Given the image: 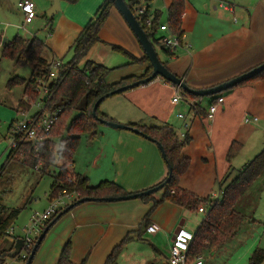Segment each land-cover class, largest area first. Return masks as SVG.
<instances>
[{"label": "crops", "instance_id": "0c3cea01", "mask_svg": "<svg viewBox=\"0 0 264 264\" xmlns=\"http://www.w3.org/2000/svg\"><path fill=\"white\" fill-rule=\"evenodd\" d=\"M22 1L24 0H0V36L6 39V42L16 37L40 40L37 36V25L42 23L40 28L43 27L46 33L43 41L40 40L45 45L44 54L49 50L52 54L51 62L61 59L63 64H67L63 59L68 50L73 52L72 46L76 39L105 2L79 0L73 3L72 0H64L60 3L61 11L52 18L53 22L49 25L50 18L47 12L53 7L54 1L28 0L34 3L37 16L27 27L29 33L25 35L19 30L25 19L19 8ZM221 3L227 4L231 9H222ZM171 4L172 0H141L138 9L148 10L151 19L155 13H160L161 25L168 26ZM42 19L45 23L37 24L38 20ZM182 30L184 39L181 47L175 51L176 57L169 60L162 55L160 59L167 64L172 74L192 90L214 88L264 64V0H186ZM159 35L161 37L164 34ZM100 39L103 44H97L81 65L87 61L101 65L111 61L112 56L116 55L111 46L121 47L139 60L145 57L140 43L115 7L112 8L100 32ZM122 57L128 61L122 67L131 65L127 57ZM139 66H142L141 74L128 77L141 76L146 72L148 68L146 65ZM178 89L163 79H157L150 84L106 99L103 102L106 105H101L100 110L117 124L141 127L168 126L179 138L182 134H187L189 144L184 149L183 156L189 158L191 163L181 179L180 186L199 198L211 196L217 200V196L220 195L217 187L219 188L220 182L230 169L236 173L235 166L239 164L238 159L244 148L251 145L248 153L252 154L264 148V138L259 139L256 136L257 129L250 127L264 121V80L235 87L222 95L220 98L224 99V103L219 106L213 120L206 119L211 99L208 97L203 99L201 106L203 113L199 114L189 110L185 103H173ZM180 91L183 93L182 89ZM180 114L189 122L188 130L184 127V120L179 118ZM255 117L259 119L258 123H244L246 118ZM102 126L106 128L100 131L99 127L100 136L90 141L102 143L101 139L110 138L111 141L108 142L116 144L113 153L121 155L123 160L127 159L129 165H132L139 154L137 150L136 155L132 154L134 146L159 147L155 142L130 130ZM233 143L241 144L242 149L229 162L227 154ZM9 152L10 148L6 158ZM103 156L104 152L101 151L98 160L94 161L89 170L79 169L74 161L73 170L76 174L86 177L90 185L97 186L104 178H109L106 176L109 173L107 169L95 171L98 164L103 158H108L109 154ZM118 162L117 157L114 162L113 183L119 185L129 195L146 192L165 181L163 169L162 173L147 182L138 181L140 176L122 179L116 168ZM110 180L108 181L112 182ZM153 200L143 201L139 198L116 202L93 201L75 206L49 228L32 264H58L68 243H71L72 264H82L84 260L87 264H105L113 250L129 234L131 239L120 253L118 264H169L170 248L178 229L183 228L195 234L206 215L170 202H164L153 209L155 201ZM0 208L12 210L1 203ZM149 212L151 214L146 222ZM198 215H202L203 218L198 220ZM251 223L253 222L246 221L235 238L203 252L200 257L204 258V264H215L217 261H219L217 264H242L245 259L246 261L250 259L252 248L249 246V237L242 235H247L254 228ZM152 225L160 228L156 235H151L147 231ZM9 239L15 244L16 239L22 238L14 235Z\"/></svg>", "mask_w": 264, "mask_h": 264}, {"label": "trees", "instance_id": "16d2710c", "mask_svg": "<svg viewBox=\"0 0 264 264\" xmlns=\"http://www.w3.org/2000/svg\"><path fill=\"white\" fill-rule=\"evenodd\" d=\"M77 1L79 0H72L71 2L75 3ZM126 2L148 39L153 44L159 59V50L167 59L170 60L175 58V51L167 49L161 42L163 37L159 35V33H162L160 31L162 26L160 21L161 14L155 13L151 25H149L148 20L151 18V15L148 10L144 15H138V7L141 4V0H128ZM185 5L186 0H172L167 23L171 33L180 39L181 44L184 34L182 30V18L185 13ZM112 8H114L113 3L110 0H105L94 18L86 25L73 44V59L64 65L63 69L60 70L59 78L54 80L50 85L51 98L48 102V108L51 111L60 109L61 113L59 114L58 121L51 132L49 140L40 148L39 158L34 156L35 153H32V149L29 145H19L17 149H11L4 165L0 169V181L7 166L12 162L22 163L26 167L33 169H36L41 163L38 172L40 175L44 176L61 161L63 163L58 166L59 172L55 176L53 185L51 186L49 196L50 202L63 190L68 192L77 191L81 194L80 200L90 199L92 202H103L104 199L119 198L129 195L119 185L109 181H103L97 186H92L86 177L76 174L73 169H69V166L72 168L74 166L76 153L80 146L82 136H89L90 140H95L100 136L98 130L99 126L103 125L101 121L115 122L104 115L100 110L102 103L108 99L107 96L120 88L129 87L146 79L153 73L151 63L146 56L142 60L136 59L126 50L118 46H111V48L115 53L127 57L131 65H146L148 67L143 75L127 77L117 83L108 84L106 80L113 72V69L93 61H87L81 65V62L86 59L90 51L97 44H103L100 39V32L107 22ZM48 21H50V25L53 19H48ZM3 40L4 39L0 36V49L4 58L15 61L19 66L27 64L33 66V73L29 80L14 79L9 84L10 87L17 85L24 87V99L20 101L17 109L18 114L24 115L30 111L32 103L36 101L39 96V81L45 80L49 76L50 63L43 57L45 45L36 38L28 40L24 37H16L12 41L6 43H3ZM160 61L162 62L161 59ZM162 64L167 67L165 62H162ZM263 80L264 72L238 86L250 85ZM121 94L113 95V97ZM182 94L185 98L192 100L200 99L184 91ZM222 95H224V93L208 98L214 102ZM101 98H105V100L97 109L96 116L98 120H96L93 116V109ZM195 112L199 114L203 113L201 107H198ZM16 123L17 122H13L10 125V133H12ZM129 127L139 130V132L143 134V137L160 145L164 149L166 155L164 161L169 169L168 178H170V180L162 189L164 190L162 199L159 201L153 200V209L164 202H170L190 211H198L201 206L206 207L208 210V214L195 233V240L191 245L189 258L194 260L200 257L203 252L210 251L220 243L235 238L244 223L249 220L246 215L237 211V207L256 183L264 176V149L237 173L230 169L219 184V194L221 195L219 200H214L211 196L199 198L195 194L182 189L180 186L181 179L187 173L191 163L189 158L183 156V151L189 144V139L187 138L185 141H182L176 132L168 126L141 127L131 125ZM241 149V144L233 143L228 151L227 161L231 162ZM166 181L167 180L164 182ZM260 190H262V192L264 191V180ZM150 199L153 198L151 196L141 198L143 201H148ZM29 200L30 199L27 200V203L22 208H16L10 211L1 208L0 241L8 237V232L15 225L20 214L29 203ZM74 204H77V202ZM66 209L59 211L53 216L48 221L46 228H50ZM150 214L151 212H149L146 222ZM135 233L138 234L139 231ZM130 239L131 234L126 236L122 243L113 250L105 264H118V257ZM17 240L18 239H16V241ZM14 246L15 244H13L9 250L1 252L0 264H6L8 261L12 260L9 258V253L13 251ZM33 250L34 247L28 252V259L25 261V264H27ZM70 256L71 243H68L62 252L58 264H72ZM263 263L264 250L257 248L253 251L249 259V264ZM82 264H87V261L84 260Z\"/></svg>", "mask_w": 264, "mask_h": 264}, {"label": "rangeland", "instance_id": "374dc122", "mask_svg": "<svg viewBox=\"0 0 264 264\" xmlns=\"http://www.w3.org/2000/svg\"><path fill=\"white\" fill-rule=\"evenodd\" d=\"M41 22L45 23V20H38L37 24ZM40 25H37V36L40 40H42L45 38L46 33L44 32L43 27L40 28ZM29 26L30 25H28V27ZM22 33L25 32L21 31V34ZM27 34L28 33H25V35ZM158 53L160 55V58L162 59L163 56L160 50ZM122 56L123 55L116 53V55L112 56L111 61L103 63V65L108 68L116 69L106 80L108 84L118 82L121 79L131 75L141 74L142 66L126 65L125 67H122L123 64H126V62H128ZM72 57L73 52H71L69 49L68 54L63 60L65 63H68L71 61ZM44 58L49 63H51L52 54L49 50L45 52ZM60 60L61 59H59V61ZM32 73L33 67L31 64L19 66L15 63V61L4 58L0 49V166L4 163L6 154L12 144V136L9 132V127L13 121L18 122L23 119V116L18 114L17 109L20 101L24 99V87L18 85L10 87L9 84L14 79L29 80L32 76ZM227 93H229V91L225 92L224 95ZM102 105L105 106L106 103H103ZM36 112L37 107H32L30 109L31 115ZM99 127L100 131H103L104 128H106L102 125H100ZM250 127H254L257 129L256 136L259 139H261L262 137L264 138V121H261L257 125H251ZM101 140L102 143H95L90 141L89 136H82L81 143L75 157L76 165L79 167V169H91L94 161L98 160V155L101 151H103V157H105L107 153L109 154V156L108 158H103V161L98 164V168L95 170L99 171L105 168L109 172L106 175L109 178H104V180L102 181H108L110 179V181H114V162L116 161L117 157L119 159V162L116 164V168L119 171V174L122 176V179H130L132 176H140L138 181L147 182L149 181V179L162 173L161 170L163 169V173L165 172V180H167L169 169L164 161L159 147L152 148L148 145L134 146L132 148V154H135V150H137L139 154L138 156L135 154V160L132 162V165H129L127 159L123 160L121 155H115L113 153L116 144L113 142H108L111 141L110 138L106 137L105 139ZM263 149L261 151H263ZM250 150L251 145H247L242 153H240L241 157H239L240 159H238L239 164L235 166L236 173L242 170L257 155H259V153H261V151L257 152L258 150L253 152V154L248 153ZM142 155H144V157H141ZM58 163L61 165L63 162L59 161ZM58 172V166L53 167L49 171V173L44 176L40 175L36 169L26 167L19 162H12L7 166L0 181V203L10 210L22 208L27 203V200L30 199L29 203L26 205V208L22 211L18 220L12 228V232H14V235L16 237L22 238L24 236V233L21 232V230L28 223V219H30L29 216L32 213L43 212L49 206L50 203H48V197L50 195V190L51 186L53 185L54 178ZM263 180L264 176L256 183L249 194L237 207V211L239 213L246 215L249 218V221L253 222L251 224L252 226H254V228L249 231L247 235H242L243 237H249L248 241L250 248H252V253L257 248L264 250V191L262 192V190H260L263 184ZM217 189L219 188L217 187ZM163 195L164 190H160L152 194L151 196L154 200L159 201L162 199ZM202 218V215H198V220ZM9 238L10 237L0 241V254L2 251H7L8 248H11L13 246V242ZM248 260L246 261L245 259L242 264H248ZM217 263H219V261H217L215 264Z\"/></svg>", "mask_w": 264, "mask_h": 264}, {"label": "built area", "instance_id": "2783aa9c", "mask_svg": "<svg viewBox=\"0 0 264 264\" xmlns=\"http://www.w3.org/2000/svg\"><path fill=\"white\" fill-rule=\"evenodd\" d=\"M220 7L222 9L230 10L231 8L225 3H221ZM19 8L24 13L25 19L24 23L19 26V29L25 33H29L27 30L28 25L36 19L37 13L34 3L24 0L19 3ZM146 13L145 8L138 9V15H144ZM152 19L148 20V24L151 25ZM160 31L164 34L162 37V44L171 51H176L181 47L180 39L173 35L167 25H162ZM184 39V37H183ZM65 64L59 60H55L50 63L49 67V76L45 80L39 81V96L31 105L32 107H37V112L30 114L28 111L26 114L22 115L23 119L18 121L14 129L12 130V144L11 149H17L19 145H29L32 149V153H35V157L39 158L40 148L49 140L51 132L58 121L59 114L61 110L51 111L48 108V102L51 98L50 85L54 80L59 78L60 70L63 69ZM179 88V87H178ZM176 96L173 99L174 104L180 102L185 103L189 110L195 111L198 107L202 106L203 99L192 100L185 98L182 94L181 89H178ZM224 103L223 98H218L214 102L208 105V113L206 116L207 120H213L215 114L218 111L220 105ZM181 120H184V127L186 130L189 129V122L185 120L183 114L179 115ZM258 118H246L244 120L245 124L258 123ZM187 134H182L180 139L185 141L187 139ZM31 151V150H30ZM37 154V155H36ZM58 162V161H57ZM59 166L60 164L57 163ZM41 163L36 167V170L39 171ZM59 168V167H58ZM69 169H73L69 166ZM81 194L77 191L68 192L63 190L59 195L50 202L49 206L43 212H34L28 223L23 227L22 231L24 236L22 240L24 242L23 248L20 254L6 264H25V261L28 259V252L33 249L38 238L44 232V229L47 226L48 221L55 216L59 211L66 209L68 206H71L75 202L80 200ZM221 198V195L217 196V200ZM1 212V208H0ZM198 212L203 215L208 214L206 207L201 206L198 209ZM11 229L8 232V237H13L14 232ZM148 233L151 235H156L160 228L157 225H152L147 229ZM195 240V234L189 232L183 228L178 229L174 236L172 246L170 248V259L169 264H204V258L198 257L194 260L189 258V251L192 243Z\"/></svg>", "mask_w": 264, "mask_h": 264}, {"label": "water", "instance_id": "95a60500", "mask_svg": "<svg viewBox=\"0 0 264 264\" xmlns=\"http://www.w3.org/2000/svg\"><path fill=\"white\" fill-rule=\"evenodd\" d=\"M53 1H54L53 7L47 13L48 18H50V19H52L57 13H59L61 11L60 3L64 0H53ZM110 1L113 3L114 7L118 10V12L122 15L125 22L128 24V26L130 27V29L134 33L135 37L137 38L138 42L140 43V45H141V47L145 53V56L149 59V61L151 63V66L153 68V73L150 77L143 79V80H141V81H139V82H137V83H135L129 87L120 88V89L116 90L115 92H112L111 94H109L107 96V98H110L116 94L124 93L128 90L138 88L140 86L147 85V84H149L152 81L157 80V79H163L165 82L170 83L173 86L179 87L184 92H186L192 96H195L198 98H206V97H212V96H216V95L228 92V91L234 89L235 87H237L238 85H240L246 81H249L252 78H254V77L258 76L259 74H261L262 72H264V64H262L261 66L255 68V69H253V70H251V71H249V72H247L241 76H238L237 78H234V79H232V80H230L224 84L216 86L214 88L207 89V90H192L186 84H184V82L180 78H178L177 76L172 74L168 70V68L162 64L153 44L148 39V37H147L146 33L144 32V30L142 29L140 23L138 22V20L134 16V13L132 12V10L128 7L127 2L125 0H110ZM3 43H6V39L3 40ZM104 100H105V98H101L94 106L93 116L96 118V120H98L97 116H96L97 109L99 108L100 104ZM101 123L103 125L109 126L112 129L130 130V131L134 132L135 134L143 136V134L140 133L139 130L133 129L129 126L117 124L115 122L101 121ZM148 140H150V139H148ZM158 146L160 148V151H161L163 158H165L166 155H165L164 149L160 145H158ZM169 180H170V178H168L166 182H164L163 184H161L157 188L151 189L149 191L139 193V194H134V195H128V196H124V197H119V198H108V199H104L103 202L128 201V200L139 199L142 197H149L152 194L162 190L166 186V184L168 183ZM87 202H92V200H90V199L79 200L77 202V204H72L71 206H69L59 217H61L63 214L70 211L76 205H80V204L87 203ZM48 230H49V227L46 228L45 231L38 238L36 245L34 246V250L31 254L27 264H32V261L35 257V253H36L37 249L39 248V246L41 245L43 239L45 238ZM23 245H24L23 240L18 239L15 243L13 251H11L9 253V258L15 259L20 254V252L23 248Z\"/></svg>", "mask_w": 264, "mask_h": 264}]
</instances>
